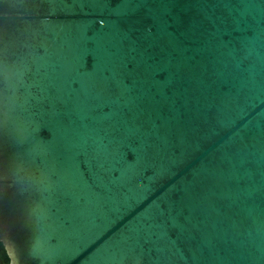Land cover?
<instances>
[{
	"label": "water",
	"instance_id": "95a60500",
	"mask_svg": "<svg viewBox=\"0 0 264 264\" xmlns=\"http://www.w3.org/2000/svg\"><path fill=\"white\" fill-rule=\"evenodd\" d=\"M10 264H264V0H0Z\"/></svg>",
	"mask_w": 264,
	"mask_h": 264
},
{
	"label": "trees",
	"instance_id": "16d2710c",
	"mask_svg": "<svg viewBox=\"0 0 264 264\" xmlns=\"http://www.w3.org/2000/svg\"><path fill=\"white\" fill-rule=\"evenodd\" d=\"M0 264H10L9 256L3 243L0 242Z\"/></svg>",
	"mask_w": 264,
	"mask_h": 264
},
{
	"label": "snow or ice",
	"instance_id": "6c2138e0",
	"mask_svg": "<svg viewBox=\"0 0 264 264\" xmlns=\"http://www.w3.org/2000/svg\"><path fill=\"white\" fill-rule=\"evenodd\" d=\"M2 44H3V40L0 39V46H2ZM0 115H2V113H0Z\"/></svg>",
	"mask_w": 264,
	"mask_h": 264
}]
</instances>
